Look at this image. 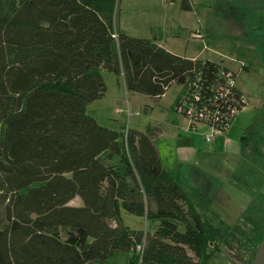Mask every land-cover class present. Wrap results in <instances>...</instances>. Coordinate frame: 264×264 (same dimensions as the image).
Segmentation results:
<instances>
[{
	"label": "trees",
	"instance_id": "obj_1",
	"mask_svg": "<svg viewBox=\"0 0 264 264\" xmlns=\"http://www.w3.org/2000/svg\"><path fill=\"white\" fill-rule=\"evenodd\" d=\"M121 1L0 0V264H205L218 247L157 130L109 129L86 111L107 72L154 99L174 86L190 127L227 135L247 105L236 73L122 33ZM123 212L160 224L134 229Z\"/></svg>",
	"mask_w": 264,
	"mask_h": 264
},
{
	"label": "rangeland",
	"instance_id": "obj_2",
	"mask_svg": "<svg viewBox=\"0 0 264 264\" xmlns=\"http://www.w3.org/2000/svg\"><path fill=\"white\" fill-rule=\"evenodd\" d=\"M182 1L122 0L117 27L128 36L156 40L176 55L235 72V86L247 105L227 135L206 143L202 135L210 134L209 128L188 133V121L173 110L174 86L154 99L129 93L122 77L107 72L102 73L105 97L86 112L113 130L156 129L164 168L219 228L217 251L209 250L205 264H250L264 242V0H189L192 12L181 9ZM71 205L83 202L79 198ZM3 211L1 204V219ZM123 218L128 226L150 232L160 224L126 212Z\"/></svg>",
	"mask_w": 264,
	"mask_h": 264
},
{
	"label": "built area",
	"instance_id": "obj_3",
	"mask_svg": "<svg viewBox=\"0 0 264 264\" xmlns=\"http://www.w3.org/2000/svg\"><path fill=\"white\" fill-rule=\"evenodd\" d=\"M230 83H231V85L235 84V82L233 80H231ZM188 125H189L188 133H194V134H198L199 133V128L190 127V122L189 121H188ZM210 130H211L210 134L205 133V134L202 135L204 140L207 143H213L216 137L226 136V133L223 132L222 130H217V129H214V128H210Z\"/></svg>",
	"mask_w": 264,
	"mask_h": 264
},
{
	"label": "water",
	"instance_id": "obj_4",
	"mask_svg": "<svg viewBox=\"0 0 264 264\" xmlns=\"http://www.w3.org/2000/svg\"><path fill=\"white\" fill-rule=\"evenodd\" d=\"M250 264H264V242L260 245L255 252L253 261Z\"/></svg>",
	"mask_w": 264,
	"mask_h": 264
},
{
	"label": "crops",
	"instance_id": "obj_5",
	"mask_svg": "<svg viewBox=\"0 0 264 264\" xmlns=\"http://www.w3.org/2000/svg\"><path fill=\"white\" fill-rule=\"evenodd\" d=\"M158 43V42H157ZM159 44V43H158ZM161 47H164L165 48V46L164 45H162V44H159ZM167 49V48H166ZM168 50V49H167ZM169 51V50H168ZM175 54V53H174ZM191 134H193V133H191ZM204 140V139H203ZM205 141V140H204ZM206 142V141H205ZM207 143V142H206ZM215 143V142H214Z\"/></svg>",
	"mask_w": 264,
	"mask_h": 264
}]
</instances>
